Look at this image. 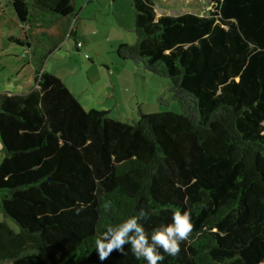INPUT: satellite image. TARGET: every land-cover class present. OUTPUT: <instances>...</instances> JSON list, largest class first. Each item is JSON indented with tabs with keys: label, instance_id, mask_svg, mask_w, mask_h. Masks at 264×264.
Here are the masks:
<instances>
[{
	"label": "trees",
	"instance_id": "1",
	"mask_svg": "<svg viewBox=\"0 0 264 264\" xmlns=\"http://www.w3.org/2000/svg\"><path fill=\"white\" fill-rule=\"evenodd\" d=\"M156 1L132 0L137 40L117 55L169 78L179 113L86 109L44 69L56 44L36 87L0 93V209L20 227L0 221V264H145L130 245L101 261L94 239L140 210L150 234L177 209L192 230L162 264H264V0L160 16ZM5 4L27 32L77 18L74 0Z\"/></svg>",
	"mask_w": 264,
	"mask_h": 264
},
{
	"label": "rangeland",
	"instance_id": "2",
	"mask_svg": "<svg viewBox=\"0 0 264 264\" xmlns=\"http://www.w3.org/2000/svg\"><path fill=\"white\" fill-rule=\"evenodd\" d=\"M5 2L0 0V10H5L0 13V91L16 64L20 67L33 59L36 67L37 61L56 44L44 60V69L59 73L86 109L107 110L111 117L126 122H137L143 114L180 112L179 103L169 89V78L117 55L119 44H134L137 40L132 0H84L77 20L74 16L58 17L43 28L46 33L32 36L31 48L8 38L11 33L23 41L24 32L13 9L6 10ZM210 7L211 0H157L155 3L157 16L204 14ZM72 28L77 31L76 37L68 35ZM77 41L83 44L79 49ZM30 77L32 71L26 64L19 78ZM3 91L23 93L13 83ZM0 146L3 148L1 141ZM4 217L0 214V221H6L14 231L20 230L13 219Z\"/></svg>",
	"mask_w": 264,
	"mask_h": 264
},
{
	"label": "clouds",
	"instance_id": "3",
	"mask_svg": "<svg viewBox=\"0 0 264 264\" xmlns=\"http://www.w3.org/2000/svg\"><path fill=\"white\" fill-rule=\"evenodd\" d=\"M109 204L103 205V211H109ZM147 215L140 210L135 216L122 219L115 225H105L100 235L94 239L95 250L101 261L109 257L113 250L125 253V245L137 260L145 264H162L165 255L175 256L180 251V244L192 230L191 212L175 210L171 222L146 234L142 221ZM163 253V254H162Z\"/></svg>",
	"mask_w": 264,
	"mask_h": 264
},
{
	"label": "crops",
	"instance_id": "4",
	"mask_svg": "<svg viewBox=\"0 0 264 264\" xmlns=\"http://www.w3.org/2000/svg\"><path fill=\"white\" fill-rule=\"evenodd\" d=\"M6 3V2H5ZM4 3V4H5ZM5 6H6V8H8L9 9V4H5ZM2 12H4V9L2 10H0V13H2ZM21 24V23H20ZM20 28L23 30V32H24V39L25 40H27L29 43H28V46H29V48H31L32 47V43H33V38H32V36L34 35V34H38V32L39 33H43V32H45L44 31V29L43 28H36V29H34V30H31V31H29V32H27V28L25 27H23L22 26V24L20 25ZM40 30H43V31H40ZM32 31L33 32H35V33H33L32 34ZM46 33V32H45ZM47 33H50V30H47ZM27 34H29V37L28 38H26V36H27ZM68 35H69V31H68ZM15 36L13 35V34H11V33H9L8 34V38L9 39H11V38H14ZM82 46H83V44H82ZM33 60V59H32ZM32 60H30V61H28L26 64H29L30 65V68H31V71H32V77H30L29 79H23V80H20L21 78H19V76H21V69H24V67H25V65L26 64H22V65H20V67H19V65L18 64H16L14 67H13V69L11 70V73L7 76V79H6V81L7 82H5V83H3L2 84V88L3 89H1L2 91H0V93L1 92H6V91H3V90H5V88L8 86V85H10V84H14L17 88H19V90L20 91H22L23 93H26V92H28V91H30L31 89H33L34 87H36V84H35V82H34V77H33V71H34V68H35V64L33 63V61ZM53 73H55L57 76H59L65 83H66V85L68 86V88L70 89V91L75 95V93H74V91L72 90V88L70 87V85L63 79V77L59 74V73H57V72H53ZM15 75L16 76H18L17 78L15 77ZM19 78V79H18ZM9 92V91H8ZM76 96V95H75ZM78 97V96H77ZM78 99H79V97H78ZM80 100V99H79ZM3 157H4V151H3V148L0 146V162H1V160L3 159ZM0 214H2V215H4V213L2 212V210L0 209ZM5 216V215H4ZM4 218H6V216L4 217Z\"/></svg>",
	"mask_w": 264,
	"mask_h": 264
},
{
	"label": "water",
	"instance_id": "5",
	"mask_svg": "<svg viewBox=\"0 0 264 264\" xmlns=\"http://www.w3.org/2000/svg\"><path fill=\"white\" fill-rule=\"evenodd\" d=\"M84 0H74L75 3V8L76 11L78 12V10L80 9V7L82 6Z\"/></svg>",
	"mask_w": 264,
	"mask_h": 264
},
{
	"label": "built area",
	"instance_id": "6",
	"mask_svg": "<svg viewBox=\"0 0 264 264\" xmlns=\"http://www.w3.org/2000/svg\"><path fill=\"white\" fill-rule=\"evenodd\" d=\"M76 45H77L78 48H81V47H82V42H81V41H78V42L76 43Z\"/></svg>",
	"mask_w": 264,
	"mask_h": 264
}]
</instances>
